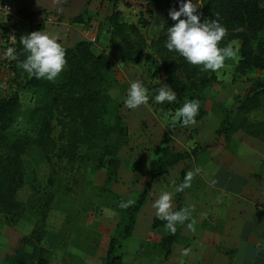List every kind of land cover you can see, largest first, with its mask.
<instances>
[{"label":"rangeland","instance_id":"1","mask_svg":"<svg viewBox=\"0 0 264 264\" xmlns=\"http://www.w3.org/2000/svg\"><path fill=\"white\" fill-rule=\"evenodd\" d=\"M110 4V0L106 2L105 6L104 2L100 4L99 9L96 10V13L99 11L97 18L102 17V14L110 9ZM153 4L154 1L151 2L148 9ZM115 6L121 8L125 13L128 11L120 0H115ZM137 14L138 11L129 10L128 14H125L126 20L135 21ZM143 14L147 13L144 11ZM121 15L119 13L120 18H122ZM102 21L97 23L99 31L102 28ZM142 32L147 33L146 31ZM149 38L146 36L147 42ZM231 42L237 48V42L235 40H231ZM92 48L95 50L96 44H93ZM103 49L112 62V73L107 75V80L110 82L109 86L107 85V92L113 100L118 102L116 107H113L112 104L109 106L103 120L111 122L113 114L117 112L127 130L126 142L121 144L116 151L120 158L117 175L112 180L105 178L106 159L98 154V146L87 149L81 145L79 146L81 152L88 151L85 157L68 161L56 158L52 150L45 151L33 144L30 145L22 154L26 181L16 192L17 197L25 202L17 212L4 213L0 210V260L3 258H1L2 253L10 252L20 234L28 233L35 224H42L43 235L39 244L46 250L48 264H100L110 236L117 237L115 251L121 256L120 264H224L220 257L223 255L229 259L227 264H240L233 260L234 250L228 254L224 252L226 249H220L218 246L220 213L222 211L225 217L226 213L232 209L229 204L221 203L220 197L212 192L213 189L207 183H202L203 188L208 192L200 194L202 200L200 204L210 207V211L216 212L217 215L208 214L203 220L205 224L195 225L193 228L197 235L199 230H202L199 233L201 241L212 246L208 249V257L210 254L213 257L209 263L204 262V259L200 260L202 257L200 252L205 249L189 245L190 238L196 239L194 231L188 228L190 218L183 224L176 225L179 235L171 244L170 252L166 257H163L157 243L160 234L165 229L151 227L150 220L151 216L155 214V211L151 212L152 204L162 191H174L175 182L182 167L184 176L188 172L190 164L195 165V169L201 170L191 182L194 184L197 180L200 182V177L207 180V176L215 166L214 163H211L213 157L216 161L218 160V163L227 161L224 155L218 154L224 149H231L234 143L257 146L260 139L251 137L241 130H236L232 134L233 144H231L232 141L228 142L224 146L225 148L219 144L206 146L204 149L198 150L195 155L179 159L175 169L172 168V165L169 166L165 172L147 184L146 198L136 211L131 234L124 238H118L119 220L122 212L119 204L121 201L133 200L137 191L146 182L149 172L148 161L155 156L151 150L152 146L167 143L172 149L188 150L195 143L201 145L213 140V129L221 116L217 102L230 103L233 95L239 93L249 83L246 76L234 77L233 67L238 54L235 59L226 61L227 67L219 75L215 73L219 81L207 86L202 91L203 105L208 110L207 113L197 120L195 125L182 127L181 123L177 126L175 124L169 126L170 122L174 123L172 116L178 109L173 102L158 104L154 100L157 94L156 90L164 85L162 84L161 65L156 55H153L151 47H144L140 61L136 64L122 61L108 44ZM253 73L250 71L248 75L251 76ZM26 76L27 73L21 68L16 71L7 68L0 72V96L16 91L19 99L18 114L4 132L7 140L21 134L33 136L35 131V123L28 119V111L33 105L36 95L23 86ZM134 80H141L144 83L151 93V98L148 105L132 110L124 106V100L130 82ZM183 101L184 99H181L179 104L182 105ZM248 116L256 120L264 118V98L260 106L251 110ZM57 132L58 125L53 120L51 135L55 142L59 143ZM260 141L264 143V140ZM262 146L264 147L260 143L258 149ZM259 152L260 150L257 155ZM46 156L49 160L46 159ZM170 168H172V173H170ZM48 177H51L52 184L47 183ZM250 179L240 194L242 197L244 196L245 202L249 201L247 204L252 203L254 208L261 205L264 209V170L259 163ZM30 183L35 186V193L31 196L28 187ZM48 192L51 194V199L44 219L40 220L36 209L38 208L37 196H46ZM185 193H188L189 196L185 195L186 199L183 203ZM194 201L192 188L181 192V208L188 207L191 214H195L197 210ZM105 209L116 214L109 218ZM3 244L4 246H2ZM184 249H190L187 256L182 255ZM3 264L7 263L4 261Z\"/></svg>","mask_w":264,"mask_h":264},{"label":"trees","instance_id":"2","mask_svg":"<svg viewBox=\"0 0 264 264\" xmlns=\"http://www.w3.org/2000/svg\"><path fill=\"white\" fill-rule=\"evenodd\" d=\"M110 9L102 14L107 21V44L111 46L120 59L128 63H138L145 46H149L156 55L162 70V84H167L176 93L173 104L180 108L181 99H196L200 102L199 120L207 113L203 105L202 91L207 86L219 81L216 74L211 71H202L200 67L190 65L176 52H170L166 47L167 29L175 23L169 16V11L163 12V22L160 28L146 41L140 30L149 21L150 9L144 15L138 11L135 21L119 17V9L115 7V0H110ZM158 5V0H152ZM179 5V0L176 1ZM204 6L198 9L203 19H215L219 14V21L228 29V36L221 46H227L231 40L237 42L238 57L233 67L234 77L246 76L249 83L239 93H235L231 102L218 103L221 116L213 129V140L204 144L195 143L188 150L172 149L167 143L155 144L151 150L154 158L148 161V176L146 182L135 194L132 204L127 209H122L120 215V229L118 238L131 234L135 223V215L139 206L144 202L147 193V184L173 163L181 158L195 155L198 150L209 145L224 147L229 142L236 130L264 140V118L256 120L250 118L248 113L259 107L264 98V0H203ZM80 15L73 16L71 20H79ZM40 28V24H35ZM242 27V32L233 31ZM98 37L96 31L95 40ZM94 40V41H95ZM94 41L79 39L71 45L64 47L67 50V68L59 75L55 82L46 79H36L28 74L23 81V86L35 93L33 105L28 111V119L35 123L33 136L18 135L7 140L5 130L11 125L19 111V99L16 91L0 96V210L17 212L24 200L17 197V189L26 181L23 168L22 154L30 145H35L41 150L51 151L56 158L68 161L85 157L88 153L81 152L79 146L87 149L98 146V154L105 158L107 180H112L117 175L120 158L116 154L118 147L126 142L127 130L119 114H113L111 122H105L103 116L108 112L109 106L118 105L107 92V75L112 73L111 60L104 49L94 50ZM15 52L18 60H12L9 68L17 70L18 63L27 56L20 38L15 41ZM254 73L249 76L248 73ZM109 83V84H108ZM58 125L56 143L51 135L52 121ZM197 123V122H196ZM180 123L170 122L169 126ZM199 127V126H198ZM220 139V141H218ZM197 147H199L197 149ZM46 159L49 160L48 156ZM260 167L264 170V155L260 160ZM184 168L179 171L175 186L182 183ZM51 177L47 183L52 184ZM30 196L35 193V186L30 183ZM32 190V191H31ZM37 212L40 220L44 219L48 203L51 199L50 192L46 196H37ZM175 210L181 209V192L174 196ZM166 221L151 216L150 226L165 229ZM42 224H35L28 233L20 234L9 253L3 255L7 264H48L46 250L39 244L42 238ZM177 228V227H176ZM179 231L173 235L166 229L158 238V246L163 257L170 252L171 244L178 237ZM117 237L110 236L107 242L104 257L100 264H120L121 256L115 251ZM231 253L232 249L224 250Z\"/></svg>","mask_w":264,"mask_h":264},{"label":"crops","instance_id":"3","mask_svg":"<svg viewBox=\"0 0 264 264\" xmlns=\"http://www.w3.org/2000/svg\"><path fill=\"white\" fill-rule=\"evenodd\" d=\"M176 1L158 0V5L155 3L152 5L148 23L140 27L142 28L140 29L141 32H147H144L145 34L142 32L145 38L146 36L151 37L160 28L164 11H169L172 8L179 9V5L175 4ZM10 2L12 10L9 20L12 22V35L15 41L17 38H21L33 31L42 30L58 33L61 37L60 42L69 46L74 41L85 38L82 36L81 28L87 25L89 21L96 22L97 31L98 21L101 22L103 20L101 23L102 28L100 31L98 29V37L93 44H96L95 50L103 49L107 45L108 24L103 17L99 16L100 20L97 18L99 11L96 13V10L99 9L102 2H104L105 6L109 0H59V3H54L53 0H10ZM117 9L122 14V18L126 19L125 14H128L129 10L127 9L128 11L125 13L121 8ZM52 10L58 13L57 19L55 21L45 20L44 12ZM76 15H80V19L71 20ZM36 23L40 24V28L35 27ZM229 142L233 144V138H230ZM260 143L264 145L259 140L255 147L243 143H234L231 149H224L218 154L224 155L227 161L218 163V160L216 161L215 157H213L211 163H214L215 166L210 171L209 176H207V180H203L200 177V182H197V180L189 187L192 188V198L195 200L193 203L197 209L195 214L192 213L190 215L189 221L193 226L205 224L203 220L208 214L217 215L216 212L210 211V207L200 204V201H202L200 194L208 192L207 189L203 188V182L211 186L212 192L217 194L222 200L221 203L224 202L225 205H230L232 210L228 211L225 217L222 211L220 213L221 224L218 246L220 249L234 250L233 260L240 264H264V209L261 205L254 208L252 203L247 204L249 201L245 202L244 196L242 197L240 194L250 182L251 174L258 166V163L260 164V160L264 155V147L262 146V148L259 147L260 149H258ZM259 150L260 152L257 155ZM175 165H178L177 161L172 164V168L175 169ZM195 167V165L190 164L188 171L194 170ZM172 168H170V173L173 172ZM185 195L189 196L188 193L184 194L183 203L186 199ZM153 211L155 209H151V212ZM201 232L202 230H199V233ZM199 233L197 235L196 230H194L196 239L190 238L189 245L198 249H205L200 252V256H202L200 260L203 261L204 259V262L209 263L213 257H211V254L208 257V249L212 248V246L203 243ZM1 255H4V253ZM220 257L221 261L227 264L229 261L228 257L224 255ZM2 262L4 263L3 258L0 260L1 264H3Z\"/></svg>","mask_w":264,"mask_h":264},{"label":"clouds","instance_id":"4","mask_svg":"<svg viewBox=\"0 0 264 264\" xmlns=\"http://www.w3.org/2000/svg\"><path fill=\"white\" fill-rule=\"evenodd\" d=\"M59 3V0H53ZM204 6L203 0H179V9L169 10V16L175 23L167 29V40L165 47L170 52H176L183 57L190 65L200 67L202 71H211L218 75L226 69L227 60L235 59L238 49L232 42L227 46H221L228 36V29L219 21V14L215 19L201 20L198 9ZM59 10V9H58ZM242 27L233 29L235 32H242ZM61 37L56 32L33 31L20 38L27 56L18 63V67L24 70L30 77L46 79L55 82L59 75L67 68V50L60 42ZM4 55L12 60H18L14 48H8ZM154 100L158 104L165 102L172 103L176 100V93L167 84L156 90ZM151 98V93L141 80L130 82L124 106L135 110L146 106ZM199 100H185L183 106L178 108L172 120L181 123L182 127L196 124L195 117L199 115ZM201 170L196 168L188 171L184 181L174 188V191H162L152 204L157 218L166 221L165 229L175 234L176 225L183 224L190 218L191 212L188 207L175 210L174 196L191 187V182ZM134 201H121L119 207L127 209ZM194 207V206H193ZM111 218L116 213L111 210H104ZM188 228L194 231L193 224L189 223ZM190 249H184L182 255L187 256Z\"/></svg>","mask_w":264,"mask_h":264},{"label":"built area","instance_id":"5","mask_svg":"<svg viewBox=\"0 0 264 264\" xmlns=\"http://www.w3.org/2000/svg\"><path fill=\"white\" fill-rule=\"evenodd\" d=\"M128 10L132 12L146 11L152 0H120ZM10 0H0V72L9 68L12 59L7 58L4 53L8 48L15 47V39L12 35V22L9 20L11 14ZM58 13L55 11L44 12V19L55 21ZM81 33L85 39L94 41L96 37V23L89 21L81 28Z\"/></svg>","mask_w":264,"mask_h":264}]
</instances>
